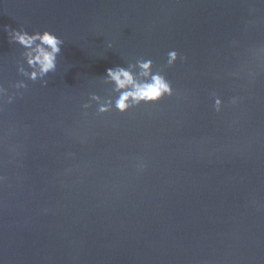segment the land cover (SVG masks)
<instances>
[{
    "label": "water",
    "instance_id": "water-1",
    "mask_svg": "<svg viewBox=\"0 0 264 264\" xmlns=\"http://www.w3.org/2000/svg\"><path fill=\"white\" fill-rule=\"evenodd\" d=\"M143 59L172 94L119 112ZM0 264H264V0H0Z\"/></svg>",
    "mask_w": 264,
    "mask_h": 264
},
{
    "label": "clouds",
    "instance_id": "clouds-1",
    "mask_svg": "<svg viewBox=\"0 0 264 264\" xmlns=\"http://www.w3.org/2000/svg\"><path fill=\"white\" fill-rule=\"evenodd\" d=\"M6 31H10L11 39L26 49V62L33 69L27 73L29 79L35 80L38 76L43 77L56 69L57 55L63 44L59 36L47 29L31 33L16 28H6ZM176 60L177 52L170 50L167 53V64L171 65ZM136 66L139 68L138 73L120 65L105 70V78L114 84V90L119 93L114 102V107L119 112L127 111L134 104L156 102L163 96L172 94V87L167 79L159 72L151 71V59L137 61ZM93 99L98 100L99 97ZM111 103L108 101L100 105L98 110L108 111ZM221 103L219 97L214 98L216 111H219Z\"/></svg>",
    "mask_w": 264,
    "mask_h": 264
}]
</instances>
